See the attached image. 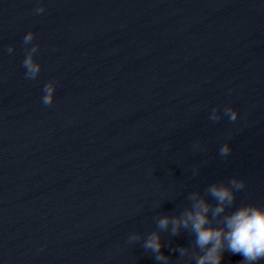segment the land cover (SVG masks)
Instances as JSON below:
<instances>
[{
	"label": "water",
	"instance_id": "water-1",
	"mask_svg": "<svg viewBox=\"0 0 264 264\" xmlns=\"http://www.w3.org/2000/svg\"><path fill=\"white\" fill-rule=\"evenodd\" d=\"M232 177L226 212L264 207V0H0V264H162L156 218ZM194 239L161 252L196 264Z\"/></svg>",
	"mask_w": 264,
	"mask_h": 264
},
{
	"label": "clouds",
	"instance_id": "clouds-1",
	"mask_svg": "<svg viewBox=\"0 0 264 264\" xmlns=\"http://www.w3.org/2000/svg\"><path fill=\"white\" fill-rule=\"evenodd\" d=\"M40 6L35 11L37 14L44 12ZM34 33L29 31L24 39L25 45L31 44ZM39 49L38 44H33L27 50L22 66L25 68V76L34 79L40 72L41 65L35 59ZM9 53L13 47L8 49ZM55 91V82L49 81L44 86L42 102L51 105ZM217 109H213L211 118L218 120ZM225 114H230V120L237 119V111L231 107L225 108ZM231 151L230 145L225 143L220 148V154L227 156ZM245 187L242 179L232 177L227 182L210 184L205 189V195L199 192L189 193L187 199L190 205L184 208L178 215H162L156 218L157 230L152 231L144 239L142 247L150 251L155 260L162 264H169V257L161 252L163 247L162 232H169L172 236L178 235L181 230H187L195 237L194 247L199 253L192 251V258L196 264H221L225 250L232 254H240L243 257L241 264H260L264 261V207L248 204L241 205L235 211L226 212L235 203V193ZM206 196L212 197L215 205L210 203ZM129 242L141 240L139 233L133 232L128 237ZM179 251L180 257L189 254L188 247L173 249Z\"/></svg>",
	"mask_w": 264,
	"mask_h": 264
}]
</instances>
